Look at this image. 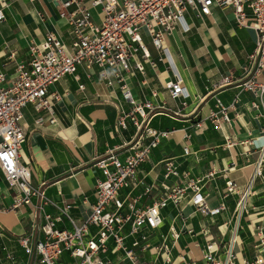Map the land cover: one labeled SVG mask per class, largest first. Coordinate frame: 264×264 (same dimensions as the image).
I'll use <instances>...</instances> for the list:
<instances>
[{
    "label": "crops",
    "instance_id": "1",
    "mask_svg": "<svg viewBox=\"0 0 264 264\" xmlns=\"http://www.w3.org/2000/svg\"><path fill=\"white\" fill-rule=\"evenodd\" d=\"M61 1L15 0L3 10L0 71L7 77L13 74L16 63L30 60L29 45L39 43L47 31H54L65 44L71 43L70 27L58 15ZM246 12L250 14L247 8ZM185 25L188 30L183 29ZM143 40L153 64L143 60V72L133 70L122 75L135 99L152 100L155 108L149 125L167 131L168 135L151 150L149 160L140 165L138 177L147 184L173 183L174 178L164 180L160 162L171 157L178 171L187 173L184 180H199L209 208L224 204L217 213L203 214L188 202L192 192L187 190L179 205L169 203L161 209L163 221L152 232L150 241L157 244L165 237L175 263L181 253L199 259L206 239L203 232L207 228L208 237L217 241L227 242L231 236L235 237L236 243L232 245L235 263L252 260L259 236H264V152L260 151L264 145V108L241 83L247 56L255 48L256 32L238 25L230 7L214 4L210 15L202 18L192 11L185 13L183 22L164 38L167 55L163 61L158 60L159 53L149 37L144 34ZM137 56L142 59L141 53ZM97 70V66L89 70L78 66L75 73L78 80L75 75L66 74L49 87V93L55 91L60 95L54 106L55 123L50 124L46 119L36 125V117L46 112H36L30 103L23 107L20 121L26 137L19 158L28 164L33 186L44 182L42 188L50 202L43 206V211L56 215L69 205L68 214L76 223L86 220L95 201V181L102 177L95 159L108 149H115L123 158L130 151L123 144L135 131L127 121L126 129L113 132L117 108L128 111L130 105L122 97L120 82L107 86ZM175 73L181 77L187 96L173 99L164 83L174 78ZM224 77L228 80L219 85ZM257 79L264 82V69ZM81 83L83 90H79ZM154 91L156 95L152 96ZM214 95L224 106L236 99L234 107L227 110L229 121L223 122L220 128L209 118L212 111H217ZM251 101H256L255 107H251ZM185 133L190 136L185 138ZM185 144L189 145L188 154L183 153ZM259 160L260 174H257ZM208 173L212 174L207 176ZM228 180L234 184V191L225 194ZM128 191L122 188L120 195ZM17 192L0 171V264H40L39 256L26 253L18 237L34 227L35 238L42 239L43 220L41 216H34L31 204L10 209ZM142 192L143 187L138 186L132 195L141 196L140 204L151 203L152 195ZM31 201L36 203L37 198L32 197ZM178 208L182 209L184 224L192 228V233L180 231L182 222L172 220ZM164 209H167L165 213ZM55 226L73 228L65 215ZM172 229L179 232L175 240ZM143 259L152 262L154 255L146 252ZM70 260L74 264L69 253L63 252L57 264H68Z\"/></svg>",
    "mask_w": 264,
    "mask_h": 264
},
{
    "label": "built area",
    "instance_id": "2",
    "mask_svg": "<svg viewBox=\"0 0 264 264\" xmlns=\"http://www.w3.org/2000/svg\"><path fill=\"white\" fill-rule=\"evenodd\" d=\"M13 1L0 0V20L5 17L3 10ZM214 4L230 7L238 25L253 28L256 32L255 48L247 56L241 86L251 91L264 108V82L257 79L264 69V0H63L58 5V15L70 27L71 43L67 45L54 31H47L39 43L29 45L31 58L28 62L16 63L10 77L0 71V171L9 186L18 189L10 209L18 210L22 205L31 204L34 216H41L43 220L40 224L42 239L35 238L34 227L18 237L26 253L39 256L40 264H57L63 252L69 253L74 264H152L158 260L160 264H264V236H259L254 258L243 259L240 263L234 262L232 245L236 243L235 237L231 236L227 242L217 241L208 237L207 228L203 232L206 239L199 259L181 253L175 263L165 237L157 244L150 241L152 232L163 221L161 209L169 203L179 205L187 190L192 192L188 202L203 214L217 213L224 204L209 208L199 180H184L187 173H180L171 157L160 162L164 180L174 178L173 183L147 184L138 177L140 165L149 160L151 150L168 132L149 125L151 111L155 108L152 100L135 99L122 72H143V60L153 64L143 40L144 34L158 51V60L163 61L167 55L164 38L183 22L185 13L192 11L196 17L202 18L210 15ZM183 29L188 30L187 25ZM138 53L142 59L138 58ZM78 66L87 70L97 66V73L107 86L120 82L122 97L130 109L117 108L113 132L126 129L127 121L135 129L132 137L123 144L130 149L123 158L116 154L115 149H108L95 159L94 164L101 169L102 177L95 181V201L91 212L80 223L69 216V205L56 215L43 211V206L50 202L42 188L44 182L33 186L30 168L19 158V150L26 137L20 124L23 107L30 103L36 112H46V115L36 117V125H41L46 119L50 124L55 123L54 106L60 95L55 91L49 93V87L66 74L75 75ZM75 78L78 80L77 75ZM227 80L228 77H224L219 85ZM164 87L173 99L187 96L182 79L176 73L174 78L164 83ZM83 89L84 85L79 84V90ZM155 95L154 91L152 96ZM214 98L217 111H212L209 118L220 128L223 122L229 121L227 110L234 107L236 99L229 106H224L216 95ZM250 105L255 107L256 101H251ZM189 136L184 134L185 138ZM260 151L264 152V145ZM189 152V145L185 144L183 153ZM259 165L260 160L255 169L257 174H260ZM138 186L143 187L142 194L152 195L151 203L140 204L141 196L132 195ZM122 188L129 189L124 196L120 195ZM233 191L234 184L228 180L225 194ZM32 197L37 198L36 203H32ZM62 215L72 223L71 230L56 228V222ZM184 218L182 209L178 208L172 220L182 222L180 231L192 233V228L184 224ZM91 226L94 230L90 229ZM170 232L174 240L178 238V231L172 229ZM146 252L154 255L152 262L143 259Z\"/></svg>",
    "mask_w": 264,
    "mask_h": 264
},
{
    "label": "rangeland",
    "instance_id": "3",
    "mask_svg": "<svg viewBox=\"0 0 264 264\" xmlns=\"http://www.w3.org/2000/svg\"><path fill=\"white\" fill-rule=\"evenodd\" d=\"M94 18L96 19V17H94ZM166 210H167V209H166ZM166 210L164 209L163 212L165 213ZM166 222H168V221L166 220ZM66 253H67V252H66ZM68 264H72V260H70V261L68 262Z\"/></svg>",
    "mask_w": 264,
    "mask_h": 264
}]
</instances>
